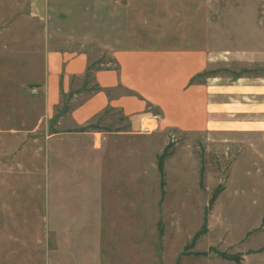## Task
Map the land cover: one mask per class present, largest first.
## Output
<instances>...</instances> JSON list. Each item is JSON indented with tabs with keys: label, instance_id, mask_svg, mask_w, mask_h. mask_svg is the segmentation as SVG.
Returning <instances> with one entry per match:
<instances>
[{
	"label": "rangeland",
	"instance_id": "1",
	"mask_svg": "<svg viewBox=\"0 0 264 264\" xmlns=\"http://www.w3.org/2000/svg\"><path fill=\"white\" fill-rule=\"evenodd\" d=\"M45 42L197 54L209 129L67 130ZM0 264H264V0H0Z\"/></svg>",
	"mask_w": 264,
	"mask_h": 264
},
{
	"label": "crops",
	"instance_id": "2",
	"mask_svg": "<svg viewBox=\"0 0 264 264\" xmlns=\"http://www.w3.org/2000/svg\"><path fill=\"white\" fill-rule=\"evenodd\" d=\"M44 57L43 78L33 87L44 98L47 118L66 107L67 130L74 133L112 114L126 120L131 129L138 128L142 117L151 115L148 107L160 113V130L196 132L211 125L206 91L189 86L204 66L197 54L119 50L113 54L115 67L95 68L97 61L88 53L45 42Z\"/></svg>",
	"mask_w": 264,
	"mask_h": 264
},
{
	"label": "trees",
	"instance_id": "3",
	"mask_svg": "<svg viewBox=\"0 0 264 264\" xmlns=\"http://www.w3.org/2000/svg\"><path fill=\"white\" fill-rule=\"evenodd\" d=\"M164 158L165 156L162 157V159L160 160V172L163 173V166H164Z\"/></svg>",
	"mask_w": 264,
	"mask_h": 264
},
{
	"label": "built area",
	"instance_id": "4",
	"mask_svg": "<svg viewBox=\"0 0 264 264\" xmlns=\"http://www.w3.org/2000/svg\"><path fill=\"white\" fill-rule=\"evenodd\" d=\"M145 129H148V128H145Z\"/></svg>",
	"mask_w": 264,
	"mask_h": 264
}]
</instances>
